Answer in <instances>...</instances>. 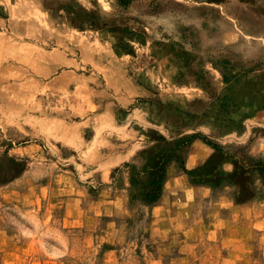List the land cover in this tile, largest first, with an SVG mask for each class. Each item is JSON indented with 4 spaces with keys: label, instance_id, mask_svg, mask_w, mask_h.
I'll use <instances>...</instances> for the list:
<instances>
[{
    "label": "rangeland",
    "instance_id": "1",
    "mask_svg": "<svg viewBox=\"0 0 264 264\" xmlns=\"http://www.w3.org/2000/svg\"><path fill=\"white\" fill-rule=\"evenodd\" d=\"M193 136L230 161L185 173V229L145 200ZM232 161L252 189L264 0H0V264H264V182L240 215Z\"/></svg>",
    "mask_w": 264,
    "mask_h": 264
},
{
    "label": "crops",
    "instance_id": "2",
    "mask_svg": "<svg viewBox=\"0 0 264 264\" xmlns=\"http://www.w3.org/2000/svg\"><path fill=\"white\" fill-rule=\"evenodd\" d=\"M195 144L193 145V148L189 154L188 161L186 164V168L188 170L197 169L200 166H202L206 160L211 156L212 150L204 146L200 141V139L195 140ZM197 148H200L201 150H198ZM199 188H206L204 186H193L190 181L189 177L183 172H180L176 175H170L165 182L164 189H163V200L164 195L168 193L169 195L172 194V196H176L175 199L171 197V203L170 208L167 209L166 212H164V218L169 217V221L171 223V226H183L185 224V229L189 228L190 219L193 216L192 211V199L193 194H195V191L199 190ZM208 189V188H207ZM229 188H226L222 193H224L222 196H225L227 198V201L229 203L230 208L236 210L240 215L241 213L248 212L250 210H255L256 204L253 203L255 199L251 200L250 202L239 204L235 201V198L232 193H230ZM261 205H264V201L260 202ZM156 209V208H155ZM230 209H227L222 215L218 216V223L223 224L222 220H220V216L225 217L226 215H230L231 211H228ZM169 211V212H168ZM238 215L235 219V225L237 227H241L239 223L244 221L241 219V216ZM257 216L254 217L253 223L257 222ZM224 219V218H223ZM225 220V219H224ZM229 221V220H228ZM227 230V229H226ZM255 230V229H254Z\"/></svg>",
    "mask_w": 264,
    "mask_h": 264
},
{
    "label": "trees",
    "instance_id": "3",
    "mask_svg": "<svg viewBox=\"0 0 264 264\" xmlns=\"http://www.w3.org/2000/svg\"><path fill=\"white\" fill-rule=\"evenodd\" d=\"M121 1H123V3L125 5H130V3H132V0H121ZM224 78H225V80H227L226 75L224 76ZM197 138H198L197 136H193L190 139V142L194 141ZM213 148H215L217 151L212 156V158H210L208 161H210L212 159L214 160L216 158L217 159L221 158V165H224V164L228 163V161H230V159L227 156L225 157L223 155V152L220 153V150L218 149L217 145H213ZM242 158L243 159L247 158L248 160L251 159V157H249L247 155H243ZM207 162H205L202 166L197 168V170L199 172V178H200L199 182H203V183L205 182L201 176H207V174L203 173L204 167H205ZM232 162L234 165V170L230 174L224 173V175H227V177H226L227 180H232V179L234 180V182L232 183L233 186L239 187V189L237 188L238 192L237 191L234 192V195H233L235 198V201L237 203H242V202H247V201H251V200L255 199L258 195V189L255 186L256 181L261 180L262 182H264V162L262 161L259 164L258 175L257 176L254 175L252 177V189L248 184V182L251 180V178L249 177L250 175L247 176V174L250 170H247L245 167H242L241 164H239L235 161H232ZM182 164H183V162H182ZM181 170L184 171V173H187L191 177L195 173L194 170L193 171L187 170L185 168L184 164L181 167ZM167 177L168 176H167L166 170H164L162 173H158V172L153 173V181L150 184V190L147 193L146 200H145V202L147 204L153 205V204H156L160 200V198L163 194L164 184L166 182L165 180H167ZM214 177H215V175L212 177L209 176V178H214Z\"/></svg>",
    "mask_w": 264,
    "mask_h": 264
}]
</instances>
